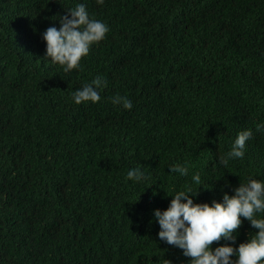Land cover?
<instances>
[{
    "label": "trees",
    "instance_id": "obj_1",
    "mask_svg": "<svg viewBox=\"0 0 264 264\" xmlns=\"http://www.w3.org/2000/svg\"><path fill=\"white\" fill-rule=\"evenodd\" d=\"M76 2L0 0V264H188L153 210L188 185L211 203L264 180V0H82L109 31L65 72L42 33ZM97 74L100 99L75 103ZM245 128V155L223 163ZM137 161L149 176L127 175ZM255 231L242 217L212 247Z\"/></svg>",
    "mask_w": 264,
    "mask_h": 264
},
{
    "label": "clouds",
    "instance_id": "obj_2",
    "mask_svg": "<svg viewBox=\"0 0 264 264\" xmlns=\"http://www.w3.org/2000/svg\"><path fill=\"white\" fill-rule=\"evenodd\" d=\"M97 3L102 4L103 0H97ZM67 10L70 15L59 18V27L52 24L42 33L46 41L44 56L65 72L81 67V60L89 53L91 46L102 40L109 31V25L90 14L82 0H77L74 7ZM106 84L107 80L97 74L74 89L71 96L77 104L96 102L100 99L101 88ZM111 99L114 105L132 107V100L120 93L114 94ZM252 134L251 128L238 131L229 151L220 157L221 161L227 164L229 158L243 157L246 141ZM168 167L182 175L188 173L186 163L173 162ZM150 174V169L139 161L127 167L128 176L143 178ZM192 180L199 184L200 173H194ZM196 193L197 190L194 191L191 185L185 186L171 194L166 208L153 210L160 225L159 238L180 247L184 255L191 257L188 264H264V216L257 215L264 212V180L248 176L234 187L232 194L225 191L222 200L213 199L211 203L194 202ZM242 217L247 218L258 231L238 246L221 243L212 247V242L221 238L235 241ZM162 264H173V261L163 258Z\"/></svg>",
    "mask_w": 264,
    "mask_h": 264
}]
</instances>
